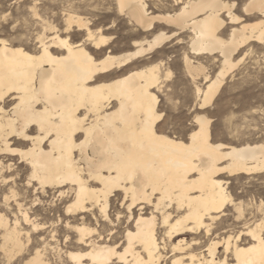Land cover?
<instances>
[{
	"label": "bare ground",
	"instance_id": "obj_1",
	"mask_svg": "<svg viewBox=\"0 0 264 264\" xmlns=\"http://www.w3.org/2000/svg\"><path fill=\"white\" fill-rule=\"evenodd\" d=\"M250 2L258 6L260 0H250ZM116 3L119 5L120 0H116ZM138 3L139 0H124L123 12L117 7V13L128 18L132 31L139 36L142 34L141 39L131 38L133 41L127 51L115 54L113 48L110 47L111 36L104 35L100 27L95 31L92 30L80 15L70 14L76 20L74 26L76 30L84 32L85 37L89 33L92 34L93 38L90 41L85 44L78 41L75 45L71 43L60 45V40L68 39V37L57 36L55 40L50 41L49 45L50 50L53 47L56 50L52 51L47 58H36L33 53H29L28 56L33 57L35 62L33 59L16 62L12 69L16 73V81L12 85L13 91L6 97V100H15L17 95H22V98L18 106L9 103V107H13L10 112L3 110L4 99H0V149L23 151V149L11 146L12 139L20 140V137L33 136L35 135L34 129H37L40 137L51 135L55 140V146L66 150L65 164H72L75 170L95 176L96 180L93 181H89L86 176L73 175L49 178V182H55L58 187L67 181L71 189V182L74 179L77 184V195L72 200H68L64 208V215L71 216L72 222L80 221L72 225V230L75 233V240L83 241L82 249L75 252L68 250V259L71 264H85V260L88 264H111L113 256L108 250L114 246L110 243L109 236H102L103 229L97 232V229L86 225L85 219L90 215L92 219H95V210L102 218L108 216L107 208L115 198H120V204L126 207L136 204L143 207L141 201L146 202L150 199L154 191H159L160 195L156 197L152 208H149L148 214L136 216L139 226L137 233L134 234V244L125 245L117 256L127 253L124 255V264H140L141 261L161 264L163 260L169 261V264H203V262L211 264L221 252H227L228 237L209 240L203 250L193 243V241L202 242L203 233L200 225L201 217L206 209L201 207L197 210L195 206H190L188 200L182 195L184 185L189 183L184 175L186 161L182 155L183 149L150 142L124 123L123 116L117 118L116 108H111L110 111H103V109L106 101L115 99L117 101L114 102L119 107L118 101L125 102L127 97L132 96L141 88L151 91V87L161 78L158 63H147V61L139 64L147 55L154 52L167 36L171 35L156 30L159 24L174 26L178 30H190V47L195 44L199 53H203L205 48L214 49L208 51V54L218 53L221 69L226 67L225 58L229 64L234 63L232 55L236 54L245 42L252 41L249 37L252 35L259 37L261 30L257 29L255 32L251 28L247 32L235 30L234 35L230 34L226 38L221 36L219 43H216L209 29H201L199 26L192 27L194 19H203L202 13L205 9L201 5H208L211 0H184V3L191 7L186 10L181 9L180 15L153 13L150 10H147L148 15H145L137 7ZM207 14H211V9H208ZM247 15L259 17L261 14L257 7H254ZM81 19L83 24L80 22ZM248 23L255 25L258 24V20ZM59 47H67L68 50L63 51ZM90 49H93V52ZM184 64L188 73L193 77L199 75L203 69L191 66V60H184ZM228 74L229 72L225 71L219 80L216 76H204L205 86L203 89L197 87V95L203 91L208 97V103L211 104ZM87 77H91L88 84H86ZM97 77L100 78L97 79ZM16 88L27 91L17 93L14 91ZM41 89H44L43 93ZM40 95L49 97V109L42 111V106L37 105V110L28 111L29 101L33 97L40 99ZM61 96L70 103L65 106L60 104L57 98ZM33 132L34 134H31ZM81 142H84L82 148L67 150L73 144L79 145ZM184 143L183 140L180 141L181 145ZM188 143H192L191 140ZM122 146L126 147L127 152L123 158L118 160ZM39 147L43 148L44 152L49 151V148L44 145ZM12 155V152L0 151V159ZM192 155L196 158L194 163L207 165L210 171L215 170V177H218L217 182L224 181L225 184L227 181L220 178L222 174L226 173L229 176L239 173L252 174L264 169V142L233 147V145L214 142L212 136H209L207 139L195 141L192 145ZM17 157L19 159L18 155ZM41 162L42 160L37 158V163ZM7 164H12L11 159L0 163V168L6 170ZM125 174H134L136 177L135 181L131 179L128 181L126 188L121 183ZM81 180L83 184H80ZM142 180L148 188L144 192H138L139 189L145 187V184L141 183ZM69 189L61 188V191ZM121 189L124 195L129 197L127 201L116 195ZM226 190L225 188L221 191ZM57 195L59 196V193ZM170 202L175 207L169 208ZM13 203L17 206L20 218L15 215L13 220H10L5 215L6 213L0 212V247L6 245L8 258L21 253L24 246L22 236L26 237L24 239L27 242L29 241V232L23 231L20 221L28 225L27 222L32 220L33 230L42 227L29 216L26 210L22 209L21 204L15 199ZM3 204L5 205V202L1 205ZM93 204H95V209H93ZM7 205L9 201L6 202ZM182 205L187 208V211L177 213L176 208ZM69 207L72 208L71 213L68 212ZM157 208L158 211H152ZM63 221L66 227L70 223L69 220ZM95 221L99 222L97 219ZM102 221L114 224L109 216L107 220L102 219ZM115 222L118 228L120 221ZM127 223L128 221H125V224ZM203 223L206 224L207 221ZM133 227L135 228V223ZM116 228L109 229V235L115 234ZM209 231V229H204V234L207 235ZM137 244L143 248V252L136 247ZM231 244L235 249L236 241H231ZM47 247L56 248L58 251L62 249L58 246L51 247L44 241L40 246L41 251L33 249V256L38 261L46 259ZM240 247L243 249V245ZM233 254L238 255L239 264H251L255 259L254 256L245 255L243 251L240 254L234 251ZM73 256L77 259H72ZM30 259L32 257L28 256L25 262Z\"/></svg>",
	"mask_w": 264,
	"mask_h": 264
},
{
	"label": "snow or ice",
	"instance_id": "obj_2",
	"mask_svg": "<svg viewBox=\"0 0 264 264\" xmlns=\"http://www.w3.org/2000/svg\"><path fill=\"white\" fill-rule=\"evenodd\" d=\"M99 11H109L115 13L117 7L123 12L125 8L124 0H120L117 5L116 0H94ZM167 12L180 15L181 9H188L191 5L184 3V0H166ZM137 7L148 15L147 10L153 13H159L161 4L159 0H139ZM205 9L202 13L203 19H194L192 27L199 26L201 29H209L214 36L215 42L219 43V37H228L234 35L235 30H243L247 32L250 28L255 32L261 30V35L257 37L252 35L249 37L252 41H258L253 47H249L245 42L236 56L234 63L229 64L227 58L224 59L226 67L220 68V60L215 63L211 62V57L197 52L196 45L189 47L186 41H180L181 36H186V32L179 30L173 31L168 28L166 31L171 35L166 37L169 44L180 41L177 45L184 48V60H191V66L203 67L199 62L203 61V73L199 79H195L187 72L177 70L175 73L169 71L165 75V69L161 68L160 79L151 87V91L141 88L132 96L127 97L123 103L119 102V107L114 101H106L103 111L116 108L117 118L124 117L126 123L133 131L141 137H145L150 142L170 147L182 148V155L186 161L184 175L189 183L184 185L183 197L188 200L190 206H195L197 210L201 207L206 211L201 217L202 242L193 241L201 250L204 245L212 239H220L228 237V250L221 252L211 264H239L238 255L234 256V251L240 254L242 251L247 256H254L255 259L251 264H264V181L260 185L240 188L237 191L231 188V191H221L226 187L224 181H218L215 177V170H211L207 165H197L194 163L195 156L192 155V145L198 139H207L209 136H226L231 132L229 124L232 121L243 119L248 113L241 112L240 108H233V112L239 113V116L227 115V109L223 107L217 108L214 104L208 103V97L203 91L197 95L196 85L200 84L204 76L211 74L216 76L217 80L228 71L234 77V84L243 93L252 91L254 94L258 91L260 99L258 103L247 104L238 102L242 107L248 108L250 112L255 111L261 114L259 126L264 131V0H260L258 6L253 5L250 0H211L208 5H201ZM254 7L260 12V16L255 19L258 24L251 25L248 23L250 17L247 13ZM211 9V14H207ZM78 10V0H7L6 5L0 6V99H4L2 105L6 112L12 111L13 107H9V103L18 106L22 95H17L15 100H6L13 91L12 85L16 81V73L12 70L16 62L33 59L29 57V53H33L36 58H47L55 47L50 50V41L55 40L57 36L68 37L61 39L60 45L69 43L75 45V41L80 40L85 44L90 41L93 36L89 33L86 37L83 32L76 34L74 26L76 20L71 13ZM83 11L82 8L79 9ZM119 19V17H117ZM81 24L83 20L81 19ZM99 21L89 24V27H96ZM70 25L72 27H70ZM113 27V25H109ZM161 28L163 25L160 26ZM155 31V30H154ZM163 36V32H161ZM81 37H84L81 40ZM78 47V46H77ZM63 51H67V47H59ZM211 48H205L207 53ZM33 62L34 59H33ZM157 67H161L157 65ZM219 70V71H218ZM100 77H97L99 79ZM91 77L86 78V84ZM210 82V81H209ZM94 83V81H93ZM171 85V87H169ZM8 89V91H5ZM19 93L21 88L14 89ZM44 89H41V93ZM155 93V95H153ZM63 106L70 103L65 97L57 98ZM203 100V103H201ZM19 101V102H17ZM37 105L42 106V111L49 109V97L40 95V99L33 97L28 103V111L37 110ZM224 123L221 124L220 121ZM163 125L164 127H161ZM245 127H250L245 121ZM198 130V131H197ZM35 135L30 137H20V149H0L5 153L12 152V156H5L0 159V163L4 160L11 159L12 164H7L6 170L0 168V201L6 202L13 199L23 201L24 205L30 209L29 216L34 217L36 222L41 224V228L32 229L33 221L29 220V245L22 248L23 253L32 259L24 261L23 256L19 253L16 258H6V245L0 247V264H69L68 249L73 252L83 248V241L74 240V232L72 224L67 225L68 239L63 240L66 246L63 251L52 248L48 251L46 259L38 261L33 256V249L41 251L40 245L44 242L43 237L49 231L48 225L45 223L47 213L49 211H60L64 220H71V216L64 215L62 204H67L68 200H72L76 195L77 184L75 179L71 182L72 187L69 189V182L65 181L59 187L55 182L50 183L49 178L61 175L86 176L89 181L96 180L95 176L81 173L73 168L72 164H65V149H58L55 146V140L51 135L40 137L37 129H34ZM191 133V136H189ZM234 138H239V131L232 133ZM183 140L185 143L180 144ZM191 140L192 143H188ZM84 142L79 145L73 144L67 150L71 151L77 147H83ZM32 145V147H29ZM44 145L49 151L44 152ZM127 152L126 147L122 146L118 155V160L123 158ZM17 155L19 159L17 160ZM37 158L42 160L37 163ZM110 167V166H109ZM119 171V169H118ZM264 174V169H261ZM7 177V178H5ZM236 177L234 176L233 179ZM135 181L134 174H125L121 181L127 187L129 180ZM145 187L138 190L144 192L148 185L142 180ZM83 184V180L80 181ZM61 188L69 189L61 191ZM59 193V196L57 195ZM125 201L128 196L124 195L123 189L116 194ZM160 195L159 191H154L150 199L146 202L141 201L144 205L141 207L136 204L131 207L121 205L119 199H116L115 205L112 207L110 214L113 220L120 221L116 233L109 235V229L104 230L106 236H109L110 243L114 246L108 252L113 256L111 264H124V255L117 256V253L125 248V245H133L134 234L137 233L139 221L136 216H144L148 214L149 208L155 202L156 197ZM49 196L51 199H48ZM67 197V199H65ZM62 202V203H61ZM56 204V208L51 205ZM169 208L175 207L173 203L168 204ZM95 209V204H93ZM5 209H0V212ZM159 209H152L158 211ZM13 209L8 211V215H12ZM90 212L92 210H89ZM187 211L183 205L176 208L177 213ZM68 212H72V208H68ZM118 213H122L119 215ZM19 215V213H17ZM104 220L108 216L103 217ZM125 221H128L125 224ZM207 221V223H203ZM135 223V228L133 224ZM167 223V221H165ZM99 226V224H97ZM204 229H209L207 235ZM7 240V236H5ZM236 241V248H232L231 241ZM103 242V238H101ZM243 245V249H241ZM222 246V245H221ZM143 252V248L137 244ZM207 255V253H205ZM88 255V253H85ZM72 259H77L73 256ZM85 264H88L85 260ZM140 264H149V262L141 261ZM161 264H169V261L163 260ZM208 264V262H203Z\"/></svg>",
	"mask_w": 264,
	"mask_h": 264
},
{
	"label": "rangeland",
	"instance_id": "obj_3",
	"mask_svg": "<svg viewBox=\"0 0 264 264\" xmlns=\"http://www.w3.org/2000/svg\"><path fill=\"white\" fill-rule=\"evenodd\" d=\"M159 2L162 6L159 13H161V12H162V14L163 13H169L166 10V8H167L166 0H159ZM6 3H7V0H0V6L6 5ZM80 8H82L83 11H80L79 10ZM71 14L72 15L73 14L78 15V16L80 15V17H83L85 19V21H87L88 25L91 23H95L98 20L99 23L96 24V27H90V28L95 31L97 28L100 27L104 35L111 36V46L110 47L113 48V51L115 54H119L121 52L129 50L130 49V43L133 41V39H131V38H134V40L141 39L140 37L142 36V34H140V36H139V35H136L135 32L132 31V25L129 23L128 18L125 15H123V14L121 15V14L117 13V11L115 13H113V12H111V10L106 11V12L99 11L97 9V6H96V3L94 2V0H78V10L74 13H71ZM117 17H119V19H117ZM252 17H253V19H250L248 22H253L254 20H256L255 19L256 15H254ZM162 24H163V27L161 28L160 26ZM109 25H113V27L110 28ZM157 28L158 29H156V30H161V31L165 32L167 35L171 34L170 32L166 31V29H168V28L173 29V31L178 30L177 27L168 26L166 24L164 25V23L159 24V26ZM179 31L187 33L186 36L180 37V41H186L190 47V44H189L190 43L189 42L190 41L189 35L191 36L190 30L179 29ZM74 32L76 34H79L82 31H78V30H76V28H74ZM224 38H226V37H224ZM81 39H83V37H81ZM78 41H80V40H78ZM78 41H75V42H78ZM180 41H176L172 44H169L167 40H164L162 42V44L154 52H152L150 55H147L142 60V62H140L139 64L146 63L147 61H148L147 63H158L161 66V67H159L160 71H161V68L165 69V75L169 71L175 73L177 70L184 71V72L188 73V71L185 67L184 58H183L184 55L186 54L185 50H184V48L177 47V45L180 43ZM256 43H258V42L251 41L247 44L249 47H253ZM90 50H92V52H93V49H90ZM202 54H204L206 56H210L212 63H215L218 59H220L219 58L220 56H218V53L216 54V52H214L212 54H210V53L208 54V52L207 53L203 52ZM232 56H233V60H234V57H235V59H239V57L236 56L235 54ZM96 57L98 58L100 56H96ZM199 63L201 65H203V67H207V65H204L203 61H200ZM203 67H201V68H203ZM202 73H203V69L199 73V75L194 76V81H195V79H199L200 75ZM190 76H192V75H190ZM209 76H212V75L209 74ZM204 86H205V84H204V79H203L200 84L196 85V88L199 87L200 89H203ZM169 87H171V85H169ZM260 95L261 94L258 91H256L255 94L252 91L242 93L237 88V86L234 84V77L229 73L225 77V80L223 82L221 89L219 90V92L217 93V95L215 96V98L211 104H214L217 108H219V107L226 108L228 110L227 115H229V116H232V115L239 116V113L233 112V108H240L241 112L248 113V115H246L243 119L232 121L229 124V128L231 129V132L226 136H212L213 141L214 142H221V143H224L227 145H233V147L248 144V143L254 144V143L264 142V131L261 130L259 123H258L259 120L261 119V114L255 112V111L250 112L248 108H244L241 106L240 103H238V102H242L243 104H247L250 101L252 103H258V101L260 99ZM245 121H247L248 124H250V127H245ZM220 123L223 124L224 121L221 120ZM161 126L164 127L163 125H161ZM238 131L240 134L239 138H234L232 133H237ZM31 134H34V132ZM12 142H13L12 143L13 145L11 144L12 147L20 148V140H16L15 138H13ZM16 158L18 160V157H16ZM11 161H12V163H14L13 160H11ZM234 176L236 177L235 179H233ZM220 178L227 181L226 185H229L230 187H226V189H227L226 191L230 192L231 188H235L237 191H239L241 187L242 188L253 187V186L258 187L260 185V183L262 181H264V174H262L261 172L252 173V174L239 173V174L229 176L225 173V174H222L220 176ZM48 199H51V197L49 196ZM118 199L120 202V198H118ZM13 202H14V199L9 201V205L6 206L7 208H5L4 204L1 205L3 202L0 201V207H1L0 209H3V208L5 209L4 211H2V213H4V214L6 213L5 215L8 216V218L10 220H13L14 216L17 215V213H18L17 206L14 205ZM16 202L20 203L22 209L26 210V212H28V214H29L30 209L27 207V205L23 204V201L16 200ZM115 203H116V198L112 201V203L110 202V205L107 208L108 216L113 221L112 223H114V224L107 223L108 221H105V222L102 221L103 218L100 217L99 212L95 210V217H96L95 219L99 220V222H96L95 219H92V217L90 215L89 218L87 217L85 219L86 225L97 229V232H100V231H102L101 229H103V231H102L103 235L102 236L106 237L104 230L108 229L110 226H112L111 228L116 227L117 222H115L116 220H113V218L110 214V211H111L112 207L115 205ZM65 205L66 204H62L63 209L65 208ZM13 206H15V211L12 213V215H8V211L12 210ZM51 207L56 208L57 206H56V204H52ZM17 216L20 218L19 215H17ZM47 216L48 217L46 218L45 222H46V224H48L49 231L45 234V236L43 237V240L45 239L44 241L47 242L51 247H57L58 246L59 249L62 248V249H60V251H63L66 246L64 245L61 237L63 236V239H68V236L66 234L67 233V227L64 224V221H63L64 219H62L60 211L58 209L54 212L49 211L47 213ZM31 218H34V217H31ZM69 222L72 225L80 223V221L72 222L71 220H69ZM20 224H21V227L23 228V231L29 232L28 225L24 224L23 221H20ZM97 224H99V226H97ZM106 224H109V225H106ZM24 238H26V237L22 236V239H21V240H23L24 246H30L29 241L27 242L26 239H24ZM74 240H75V233H74ZM0 245H1V240H0ZM41 245H43V243ZM54 245H56V246H54ZM50 250H51L50 247H47L46 255L48 254V251H50ZM68 250L72 251L71 249H68ZM78 250H80V249H78ZM20 255L23 256L24 261L28 257L25 253H23L22 250H21ZM16 256L17 255H15L12 258H16ZM6 258H8V256ZM69 264H71L70 261H69Z\"/></svg>",
	"mask_w": 264,
	"mask_h": 264
}]
</instances>
